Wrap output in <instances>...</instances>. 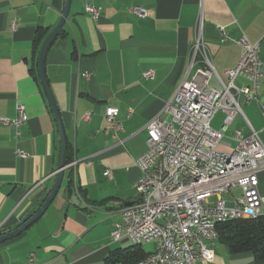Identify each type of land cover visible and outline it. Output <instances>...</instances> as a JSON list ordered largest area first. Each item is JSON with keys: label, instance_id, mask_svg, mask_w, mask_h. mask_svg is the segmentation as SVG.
<instances>
[{"label": "crops", "instance_id": "1", "mask_svg": "<svg viewBox=\"0 0 264 264\" xmlns=\"http://www.w3.org/2000/svg\"><path fill=\"white\" fill-rule=\"evenodd\" d=\"M86 3L100 8L96 20L84 12ZM63 6L64 0H0V118L15 117L17 104L24 106L26 115L18 138L0 123V235L40 207L57 170V127L37 76L32 47L37 28H48L49 33ZM131 7L144 9L147 15L139 17ZM199 15L211 64L224 82V71L239 60L236 41L242 35L259 43L264 61L262 0H71L64 34L48 48L44 68L75 162L68 168L72 191L64 172L44 214L18 236L0 243V264H28L30 252L34 264H117L105 262V257L115 248L129 246V239L113 241L110 232L121 220L122 209L137 199L133 185L140 170L135 159L145 151L144 126L157 115L164 117L163 103L184 78L193 80L202 69L200 62L190 67ZM147 69H153V78L143 76ZM212 79L218 85L214 76L208 82ZM235 84L248 81L237 77ZM259 87L262 93L264 76ZM250 104V116L242 109L243 115L261 130L263 117L256 103ZM107 106L119 110L123 131L118 138L103 131ZM237 119L242 124L230 133L232 141L236 131L249 132L242 129L241 114L231 123ZM228 131L229 127L225 137ZM259 136L264 143L262 132ZM17 149L29 156L19 157ZM106 168L112 170L111 178L104 175ZM258 178L264 214V169ZM151 245V250L143 248L150 252ZM213 253L212 261L200 259L197 264H258L251 253L232 254L220 242Z\"/></svg>", "mask_w": 264, "mask_h": 264}, {"label": "built area", "instance_id": "2", "mask_svg": "<svg viewBox=\"0 0 264 264\" xmlns=\"http://www.w3.org/2000/svg\"><path fill=\"white\" fill-rule=\"evenodd\" d=\"M130 11L139 17L147 15L138 7H131ZM84 12L96 20L100 8L86 3ZM218 28L225 41L224 27ZM202 31L199 15L190 67L200 62L202 69L193 80L184 78L173 96L163 103L164 117L157 115L145 124V151L135 159L140 170L133 185L137 199L122 209L121 220L113 224L110 232L113 241L127 238L154 244V249L135 264H197L200 259L210 262L219 223L233 219V213L247 214V218L261 214L258 173L264 169V143L241 107L255 102L264 120V96L261 99L257 93L264 76L259 43L249 42L245 35L236 41L240 57L234 67L224 71V82L211 64ZM143 76L153 78V69H147ZM212 76L217 79L218 88L209 85ZM237 77L245 78L248 84L237 86ZM15 110V117H1L0 123L11 128L13 137L18 138L26 115L21 104ZM218 111L223 112L224 118L221 126L214 129L210 122ZM118 114L116 107L105 108L103 131L114 138L123 131ZM237 114L243 116L242 129L249 132L236 131L232 137L234 147L224 143L229 150H219ZM84 118L89 120V113ZM118 142L122 143L119 139ZM15 152L22 158L29 156L21 149ZM74 164L70 162L66 167ZM104 175L111 178L112 170L106 168ZM224 193L230 198L223 199ZM27 261L34 264L33 252Z\"/></svg>", "mask_w": 264, "mask_h": 264}, {"label": "trees", "instance_id": "3", "mask_svg": "<svg viewBox=\"0 0 264 264\" xmlns=\"http://www.w3.org/2000/svg\"><path fill=\"white\" fill-rule=\"evenodd\" d=\"M48 34V28L38 27L33 38V53L36 59L39 47ZM62 29L58 36H62ZM72 161V153L69 142L67 141L66 165ZM68 167L64 172L68 175V189L72 191L73 179ZM81 197L84 198V191L77 189ZM218 233V242L223 243L228 251L232 254L249 252L252 254L255 263H264V214L253 218H233L219 223L216 226ZM142 244H134L124 247L115 248L105 257L107 263L117 264H135L144 259L148 254Z\"/></svg>", "mask_w": 264, "mask_h": 264}, {"label": "water", "instance_id": "4", "mask_svg": "<svg viewBox=\"0 0 264 264\" xmlns=\"http://www.w3.org/2000/svg\"><path fill=\"white\" fill-rule=\"evenodd\" d=\"M70 6H71V0H64V6H63L61 17L58 23L46 35L37 53V76L39 78L41 87L46 97V101L48 103L49 109L52 112L53 117L55 119L57 132H58L59 160H58L57 170L54 172V180L48 190L46 197L44 198L42 204L40 205V207L28 219H26L23 223H21L18 227L4 234H1L0 243L18 236L20 233H22L26 228H28L31 224H33L38 218H40L44 214V212L46 211V209L48 208V206L50 205V203L56 196L61 186L63 177H64V170L67 166L66 165L67 137H66L64 124L60 116L59 109L56 105L54 96L52 94L51 88L49 86V83H48V80L45 74L44 60H45V55H46L48 48L53 43V41L55 40L59 32L62 30L64 24L66 23V19L70 12ZM130 204L131 203H128L127 205H130Z\"/></svg>", "mask_w": 264, "mask_h": 264}, {"label": "rangeland", "instance_id": "5", "mask_svg": "<svg viewBox=\"0 0 264 264\" xmlns=\"http://www.w3.org/2000/svg\"><path fill=\"white\" fill-rule=\"evenodd\" d=\"M213 79L210 81V85L211 86H215V87H219L218 85H214L213 84ZM260 88V87H259ZM264 92V91H263ZM263 92L262 93H260V90L258 89V96L261 98V99H263ZM250 103H253V101L252 102H250ZM241 104V107H242V109H243V111H244V113L247 115V117H249L250 116V110H249V105H251V104ZM255 103V102H254ZM223 118H224V114H223V112H221V111H218V112H216L215 113V115H214V117L212 118V120H211V122H210V126L212 127V128H214V129H218L220 126H221V124H222V121H223ZM241 124H242V120L240 119V120H235L233 123H231V125H229V131H228V133H227V135H226V137H224L223 138V142L222 143H220L219 144V146H218V149L220 150H229L228 148H226L223 144L224 143H231V148H233V146L235 145V142H234V140L232 141V140H230V133L231 132H233V131H235V129H238V128H240L241 127ZM262 124V123H261ZM260 132H262V134L264 135V131L261 129V130H259V133ZM235 194H237L238 193V191L237 190H235V192H234ZM222 198L223 199H229L230 198V195L229 194H223L222 195ZM126 242H128V244L130 245L131 244V241H129V240H127ZM216 243H218V241L216 242ZM152 243H143L142 244V246L146 249V250H151L152 249V245H151ZM151 245V246H150ZM154 245V244H153Z\"/></svg>", "mask_w": 264, "mask_h": 264}, {"label": "bare ground", "instance_id": "6", "mask_svg": "<svg viewBox=\"0 0 264 264\" xmlns=\"http://www.w3.org/2000/svg\"><path fill=\"white\" fill-rule=\"evenodd\" d=\"M75 188H77V187L75 186ZM240 217L247 218V214L233 213V218H240ZM217 241H218V236H216V242ZM131 242L134 244H142L143 243L141 240H131Z\"/></svg>", "mask_w": 264, "mask_h": 264}]
</instances>
